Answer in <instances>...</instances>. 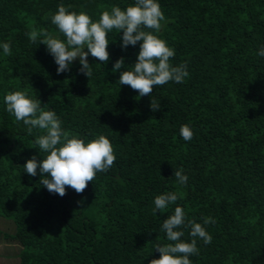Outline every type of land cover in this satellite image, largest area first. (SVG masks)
Listing matches in <instances>:
<instances>
[{
  "label": "trees",
  "instance_id": "obj_1",
  "mask_svg": "<svg viewBox=\"0 0 264 264\" xmlns=\"http://www.w3.org/2000/svg\"><path fill=\"white\" fill-rule=\"evenodd\" d=\"M165 21L157 33L175 50L174 66L186 64L183 83L155 86L161 108L151 111L150 96L120 85L113 72L121 57L137 61L139 43L126 50L113 29L109 61L91 55L93 75L81 74L79 60L57 75L54 58L39 39L26 35L45 28L65 40L48 13L63 3L97 22L103 10H125L135 0H0V244L17 245L18 264H149L159 259L157 244L170 243L162 222L184 209L187 219L212 236L197 238L192 264H264V0H157ZM87 51V49H85ZM126 68L121 69L124 71ZM25 90L54 110L62 128L88 140L103 134L116 160L98 172L83 193L66 186L61 197L28 175V159L46 155L6 110L4 96ZM184 124L194 135L184 141ZM184 169L179 186L174 170ZM177 192L165 213L153 211L154 198ZM211 217L215 224L204 225ZM181 240L191 242L190 229Z\"/></svg>",
  "mask_w": 264,
  "mask_h": 264
},
{
  "label": "clouds",
  "instance_id": "obj_2",
  "mask_svg": "<svg viewBox=\"0 0 264 264\" xmlns=\"http://www.w3.org/2000/svg\"><path fill=\"white\" fill-rule=\"evenodd\" d=\"M71 5L63 3L57 6L55 13H48L51 23L56 26L65 37L62 41L45 28H32L26 33L32 43L46 45L47 51L54 58L57 67V75L70 71L73 61L79 59L78 71L88 79L93 75L88 62V56L106 64L109 61L107 51L109 42L108 33L113 29L123 33L121 48L126 50L129 45L135 47L139 43L137 61L131 65H125V58L121 57L113 65V72H120V85L130 86L137 91L140 97L150 96V109L159 111L161 104L152 97L155 86H163L169 81L177 84L183 83L189 75L186 64L173 65L170 58L175 56V50L170 48L166 41L159 38L157 33L163 27L164 13L157 0H135L134 5L122 10L119 6H111L109 10H103L97 22L83 10L76 12L70 10ZM5 56L11 55V44H0ZM87 49V51H85ZM264 57V47L257 53ZM126 68L124 71L121 69ZM5 110L16 121H22L27 133L31 135L33 129L40 130L34 143L46 155L38 163L37 157L28 159L23 168L30 176L37 175V169L42 175L40 183L50 192L63 197L66 194V186L83 193L89 182H92L98 172L106 173L116 160L113 146L110 140L103 134L88 140L79 138L62 128V121L54 110H45L39 99H32L27 91L17 90L6 93L4 96ZM184 141H191L193 131L190 126L184 124L179 130ZM184 169L174 170V177L179 186L187 184L188 177L183 174ZM179 199L177 192H165L154 198V209L157 213H165L171 204ZM204 225L215 224L211 217L203 218ZM190 229L191 242L181 240L184 231ZM161 230L166 233L170 243L161 246L157 244L155 251L159 252V259H152L149 264H192L189 259L192 255H198L197 238L203 240L205 245L211 244L212 236L202 224L194 219H187L182 207H175L174 214L168 215L162 222Z\"/></svg>",
  "mask_w": 264,
  "mask_h": 264
},
{
  "label": "rangeland",
  "instance_id": "obj_3",
  "mask_svg": "<svg viewBox=\"0 0 264 264\" xmlns=\"http://www.w3.org/2000/svg\"><path fill=\"white\" fill-rule=\"evenodd\" d=\"M79 60V59H77ZM76 60V61H77ZM7 221L0 217V229L6 226ZM17 245H10L1 242L0 244V264H18Z\"/></svg>",
  "mask_w": 264,
  "mask_h": 264
}]
</instances>
